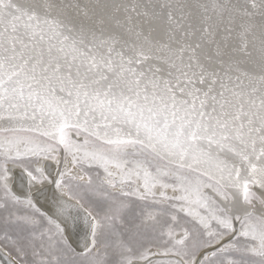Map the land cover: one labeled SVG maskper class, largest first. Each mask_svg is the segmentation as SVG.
Masks as SVG:
<instances>
[{
	"label": "snow or ice",
	"instance_id": "snow-or-ice-1",
	"mask_svg": "<svg viewBox=\"0 0 264 264\" xmlns=\"http://www.w3.org/2000/svg\"><path fill=\"white\" fill-rule=\"evenodd\" d=\"M0 264H264V0H0Z\"/></svg>",
	"mask_w": 264,
	"mask_h": 264
}]
</instances>
